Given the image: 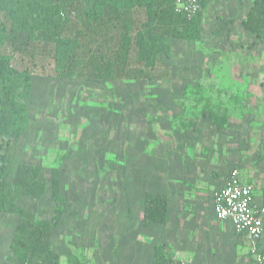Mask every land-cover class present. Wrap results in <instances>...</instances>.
Segmentation results:
<instances>
[{
    "label": "rangeland",
    "instance_id": "rangeland-1",
    "mask_svg": "<svg viewBox=\"0 0 264 264\" xmlns=\"http://www.w3.org/2000/svg\"><path fill=\"white\" fill-rule=\"evenodd\" d=\"M253 1L204 0L199 37L167 41L169 81L33 74L15 164L41 167L45 191L17 206L51 224L58 264H151L162 243L174 264H233L214 192L236 168L264 206V32L242 26ZM147 191L168 200L155 230L140 221ZM15 224L0 212V263Z\"/></svg>",
    "mask_w": 264,
    "mask_h": 264
},
{
    "label": "trees",
    "instance_id": "trees-1",
    "mask_svg": "<svg viewBox=\"0 0 264 264\" xmlns=\"http://www.w3.org/2000/svg\"><path fill=\"white\" fill-rule=\"evenodd\" d=\"M204 0H201L203 9ZM174 13V0H0V212L14 215L11 264H58L51 224L17 206L20 197L45 191L39 166L15 164L16 145L27 127L25 101L33 74L56 79L165 82L172 77L168 39L196 40L199 17ZM264 32V0H255L242 22ZM60 175L50 174L59 198ZM168 216L164 194L147 191L141 225L155 230ZM7 264V263H0ZM151 264H174L165 245L155 244Z\"/></svg>",
    "mask_w": 264,
    "mask_h": 264
},
{
    "label": "built area",
    "instance_id": "built-area-1",
    "mask_svg": "<svg viewBox=\"0 0 264 264\" xmlns=\"http://www.w3.org/2000/svg\"><path fill=\"white\" fill-rule=\"evenodd\" d=\"M201 10V0H174V13L187 21ZM252 194L251 185L242 182L239 170L231 169L212 196V211L216 219L229 222L236 234L245 237L252 264H264L260 245L264 238V206L254 204Z\"/></svg>",
    "mask_w": 264,
    "mask_h": 264
},
{
    "label": "crops",
    "instance_id": "crops-1",
    "mask_svg": "<svg viewBox=\"0 0 264 264\" xmlns=\"http://www.w3.org/2000/svg\"><path fill=\"white\" fill-rule=\"evenodd\" d=\"M240 178H241V176H240ZM211 208H212V204H211ZM212 213H213V211H212ZM225 222H227V221H225ZM227 223L229 224L228 230H230L229 237H230V241H231L230 242V257L234 258L232 260V262H233V264H246L245 259H246V256L248 254V245H246L247 243H245L246 239L243 235L236 234L233 231L231 224L229 222H227ZM260 245H261L262 250L264 251V238H262ZM248 256H249V254H248ZM249 258H250V256H249ZM248 264H252L251 259H250V262Z\"/></svg>",
    "mask_w": 264,
    "mask_h": 264
}]
</instances>
